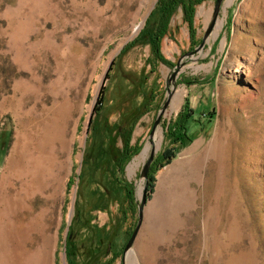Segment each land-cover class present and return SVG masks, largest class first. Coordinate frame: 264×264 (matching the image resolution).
<instances>
[{
  "label": "rangeland",
  "instance_id": "1",
  "mask_svg": "<svg viewBox=\"0 0 264 264\" xmlns=\"http://www.w3.org/2000/svg\"><path fill=\"white\" fill-rule=\"evenodd\" d=\"M158 1L0 0V179L37 109H71L47 264L122 263L148 158L134 175L128 166L168 88L132 264H264V0H224L221 25L193 54L215 0L195 7L191 28L178 8L164 62L151 42ZM197 142L201 164L181 171Z\"/></svg>",
  "mask_w": 264,
  "mask_h": 264
},
{
  "label": "bare ground",
  "instance_id": "2",
  "mask_svg": "<svg viewBox=\"0 0 264 264\" xmlns=\"http://www.w3.org/2000/svg\"><path fill=\"white\" fill-rule=\"evenodd\" d=\"M217 22L218 27L221 24ZM180 96L181 92L176 91L173 108ZM59 107H52L50 112L45 107L37 109L39 115L37 122L34 121L33 132L22 134V139H18L0 179V264H47L49 243L46 220L60 190L66 163L63 155L67 152L66 121L71 111L69 106ZM30 110L36 111L33 107ZM159 127L139 157L128 166L129 175H134L150 152L158 149L161 143ZM198 144L188 151L196 154L178 161L177 167L181 171L201 164ZM35 199L41 202L38 209L34 206ZM35 232L41 235L38 242L33 239ZM131 253L126 255L124 264H132Z\"/></svg>",
  "mask_w": 264,
  "mask_h": 264
},
{
  "label": "water",
  "instance_id": "3",
  "mask_svg": "<svg viewBox=\"0 0 264 264\" xmlns=\"http://www.w3.org/2000/svg\"><path fill=\"white\" fill-rule=\"evenodd\" d=\"M223 2H224V0H215L214 9L212 12L211 19H210L207 27L203 31L201 41L198 44V46L192 51V53H189V54L198 53L204 48L206 41L208 40L209 36L212 34V31L215 27L216 21L218 20V16H219ZM178 69H179V64L177 63V65H175V67H174V71L170 75V78L166 81V84L168 86L172 85V87H174L175 77L178 73ZM173 90H174V88H173ZM167 92H168V96H167L166 100L164 101V103L162 104V106L158 109L157 115L153 121L151 130L149 133V139H151L153 137L156 129L159 127V125L161 123V119H162V117H163L165 111L167 110L169 103L171 101L172 90L170 91L168 88ZM154 156H155V152L151 151L147 161L143 165L142 170L139 174V182H141L143 180L145 182V184L142 187L140 195H139V203H138V207H137V222H136V225H135L128 241L126 242V244L124 246V249L122 252V259H121L122 263L121 264H124L126 255L131 251V249L134 245V242L136 240V237L138 235V232L141 228L143 219H144V208L146 205L147 175L149 172V168H150V166L154 160ZM138 184H140V183H138Z\"/></svg>",
  "mask_w": 264,
  "mask_h": 264
},
{
  "label": "trees",
  "instance_id": "4",
  "mask_svg": "<svg viewBox=\"0 0 264 264\" xmlns=\"http://www.w3.org/2000/svg\"><path fill=\"white\" fill-rule=\"evenodd\" d=\"M203 2L204 0H159L158 1L156 5V11L158 13V21H157L158 23H157V28L155 30L154 37L151 40L152 46H153V54L155 55L156 59L164 62V60L161 58V53H160V41L163 38V36L166 34V32L168 31L170 20L173 17L176 10L178 8L181 9L182 14H183L182 15L183 23L188 28H191L193 24V15H194L195 7L200 5ZM187 104H188L187 100H185L183 108H185ZM184 121L182 122V125H179L180 129H178L182 132H185V127L183 125ZM136 150L137 149H134L132 152L135 153ZM170 154L171 153L164 155V157L166 158L165 160L170 159L169 157ZM131 155L132 153L130 154V156ZM148 186H149V183L147 184V190H148ZM127 194L129 195L130 192L127 191Z\"/></svg>",
  "mask_w": 264,
  "mask_h": 264
}]
</instances>
